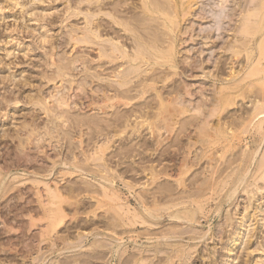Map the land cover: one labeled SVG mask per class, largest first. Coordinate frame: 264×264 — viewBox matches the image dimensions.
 <instances>
[{"label":"bare ground","instance_id":"6f19581e","mask_svg":"<svg viewBox=\"0 0 264 264\" xmlns=\"http://www.w3.org/2000/svg\"><path fill=\"white\" fill-rule=\"evenodd\" d=\"M46 1L13 2L21 9L30 5L20 14V28L46 16L49 9L37 5ZM68 4L61 24L84 19L82 27L65 25L62 47L74 54H44L43 66L55 68L38 79L0 74V83L12 82L21 94L31 88L24 96L28 113L19 109L11 121L8 117L16 127L0 134L9 160L0 162V201L33 184L38 206L33 212L47 224L37 245L49 242L50 253L88 251L86 263L94 253L101 264H195L198 258L223 264L216 247H209L217 237L228 253L237 248L240 255L253 253L248 252L253 236L244 240L241 232L249 213L237 226L232 207L243 193L246 213L253 208V217L264 221V201L257 203L264 198V0ZM50 30L40 38L53 45ZM15 52L6 55L16 57ZM79 64L83 75L77 80ZM44 81L55 90L65 82L77 93L45 95ZM128 131L132 138L121 140ZM87 200L96 211L108 207L106 213L88 221V213L80 212ZM70 207L85 214L74 216L67 228L77 234L73 244L67 235H53ZM33 212L31 224L38 220ZM40 248L21 264L46 262L50 254ZM0 264L12 263L0 259Z\"/></svg>","mask_w":264,"mask_h":264},{"label":"rangeland","instance_id":"374dc122","mask_svg":"<svg viewBox=\"0 0 264 264\" xmlns=\"http://www.w3.org/2000/svg\"><path fill=\"white\" fill-rule=\"evenodd\" d=\"M15 1L16 0H0V69H2V71H1L2 73H0V74H3L4 76H8L9 74H12L11 75L12 78L14 76L17 77L16 81L25 80V76H28L29 74L34 79H38V76L40 75V73L43 70L47 69L46 66L45 67L43 66L44 61L46 59L45 58L46 56L44 54L50 55V53H52L54 51L55 53L57 52L59 55V54H62L66 50H67L66 52L69 51V53L71 54V51L69 49L70 47H68V49H65L64 47H62L63 46L62 43H64V39L66 38V34L68 31V29L65 28V25L72 22V23H78L79 26L82 27V26H84V19H82L83 16L81 15V16L74 17V18L68 20L64 24H61V21L64 18V16L68 15V14H64L68 8V5H69L68 0H47L45 3H40V2L37 3V5H40L42 8L49 9V10H45L43 12V16L44 15H46V16L44 18L40 19L39 21L32 20V21L28 22L29 29L24 30L23 28H20L23 26V22L20 18V16H21L20 14L24 10L30 8V5L26 6L24 9L23 8L21 9L20 6L16 8L13 5V2H15ZM20 1L22 3H24V2H27L29 0H20ZM72 1H73V3L75 2V0H72ZM37 5H35V7H37ZM73 6H75V5L73 4ZM14 15H16L17 17H14ZM25 22H24V24H25ZM41 23H42V25H41L42 27L40 26ZM47 29H51L50 32L47 33V35L50 36L49 39H51L53 45L44 44V42H42V38H40L41 35L45 34V30H47ZM35 30H39L38 36H36L33 33H30V31H35ZM7 42H10V43L6 44ZM3 45H5V46L3 47ZM52 46H53V48H51ZM54 47H55V49H54ZM22 48L26 49V51L22 52L19 50ZM4 49H6V50H4ZM10 49L16 50V52H15L16 57L6 55L8 50H10ZM28 51H30V52L27 53ZM73 54H74V52L71 55H73ZM54 68L55 67L48 68L49 73H52ZM77 68H78V70L76 69L77 71L75 72V74H76V76L78 75L76 78L78 80L83 75V72H81L82 66L80 64L78 65ZM6 82L7 83H5V84L0 83V134L3 133L2 129H8V128L13 129L14 127H16V125L14 126V124H13L15 120H12V122H9L6 120L8 117L11 121V118H13L16 113L18 114L19 109H21L22 110L21 113L24 114V113H28V109L31 108V106L29 104H27V100L25 101V98H24V96L29 94L30 89H31L30 86H26V89L24 91H27V92L25 94H21L20 90H18L19 87L14 88V85H11L12 82H8V80H6ZM13 82L15 83V81H13ZM43 83L42 84L45 87L42 90L46 92L45 95L46 94L48 95L47 92L50 93V90L52 93H56V94L61 93V92L64 94H67V92H68V94H70L69 95L70 97H75V94L77 93V92L73 93V90H71L69 92L68 91L70 89L68 86L69 84H67L65 82L59 83L57 85L60 87V89L57 88V89H59L58 91H57V89L56 90L54 89V85H53L54 83H50L48 85L46 84L45 81ZM61 86H63V87H61ZM53 90H55V91H53ZM20 95H23V96L19 97ZM72 95H74V96H72ZM5 99L11 100V102L6 103ZM16 99H20L19 105H17V102L15 101ZM127 134H130V135H126V136L124 135L121 140H124L127 136H129V137H127L129 139H130V137L132 138V135H131V133H129V131L127 132ZM127 138L125 140H127ZM119 144H120V141H119ZM6 151H7V148L0 146V154L2 155L1 159H0L1 164H5L6 161H9L8 159L5 160L4 154ZM70 182H75V179L70 180ZM120 187L122 188L123 185H120ZM32 188H33V184L31 186L30 182L26 183V185L23 184L21 186L22 191L20 193L13 191L8 195V197H6L4 200L0 201V218H3L2 220L6 219L5 221H6V223H8L7 226L9 225L8 226L9 229L12 226H13L12 227L13 229L15 228L14 230H12L13 232L5 233V231L7 230L6 228H8V227L5 225V227H6L5 228L4 222L2 220H0V257H1L0 259H3V261L5 259H7L12 264H21V261L23 259L25 260V262L31 260V256L34 255L33 257H35L36 251L39 250L38 248L40 246H41L40 249L43 253L47 252L48 247H50V246H48L49 242H44L43 244H40V246L37 245L40 242V235L42 234V231H44L45 228H47V224H46V222H40L38 219V217H40V215H36L35 212H33V209L37 210L38 206H37V201L35 198L36 196L33 195L34 191ZM73 197H75V195H73ZM261 198H262V196H260V200L257 203L262 204V202L264 201V198H262V199ZM78 199H80V198H78ZM237 199H239L238 200L239 206L236 208L232 207V209H233L232 214L234 215V218H235L234 220L237 222V226H239L238 222H241L243 216L245 214L249 213L250 221L246 225H245V223H243V227H242L241 232H242V235H244L243 236L244 240H246V238H247L246 234L253 236V238L251 239L250 248L248 250V252H250V253L253 252V253H251L249 255L247 253L240 255V252H238L239 248H237V250L232 252V253H228L227 250L222 249L223 243L221 240L223 237H221V238L217 237V239L210 241L209 247L211 249H213L214 246L216 247V251L220 255L219 261L223 260L224 261L223 264H260L261 261L264 262V225L259 226L258 221H260V224H264V221L262 220V216L256 215V217H253V214L256 211L253 208L250 209L246 213L245 207L247 206V199L243 193L241 195H238ZM74 201L75 200H72V202H74ZM87 202H88L87 207L84 208L85 211H84V209H82L80 212L81 213H88L86 215L88 221L94 220V218L96 220L100 217L99 215H101V217H102V215H104L106 213L107 210L105 211V213H104V210L108 207H105V209H102L103 211L99 212L98 210L96 211L97 207H96V205H94V203H91L89 200H87ZM257 203L255 204V207L257 206ZM15 206H16V208H15ZM22 206H24V209ZM10 207H12V208H10ZM13 207H14V209H13ZM27 207H29L28 208L29 211L26 210ZM19 208H20V210H19ZM30 208L32 210H30ZM15 209H16V211H15ZM17 209H18V211H17ZM21 209H23V211ZM24 210L27 212H25ZM30 211L34 213L35 220L38 219L37 222L35 221L36 223H34V222H32V224L30 223L31 220L28 218ZM68 211L70 212V213H68L69 214L68 219H66L63 222L64 224L62 223L61 227H59L60 225L58 226L59 229H56L54 231V233H56V234L53 233V235L57 236L58 233H59V235H67V239H68L67 243L73 244V243H76V235L77 234L75 232L68 233L66 231L70 229L69 226L71 227L72 224H74V222H75L74 220L77 219L74 216H76V217L79 216L82 218V217H85V216H82L85 214L80 213V215H76L78 213L75 212L76 210L74 207H70L68 209ZM82 211H84V212H82ZM23 212H24V215H22ZM94 212H96V214ZM15 213H17V214H15ZM2 215H5V216H2ZM20 215H22V217ZM17 216H19V218ZM6 217L8 218V220ZM16 217H17V219H15ZM2 222H3V224H2ZM33 223L35 224V226L33 225ZM65 225H67V226H65ZM247 227L250 229H248ZM67 228H69V229H67ZM90 230L91 229L88 228V231H90ZM6 232H8V231H6ZM226 240L227 239L225 238L224 241H226ZM240 242L241 241H239L238 244H240ZM227 244L228 245L233 244V240H230ZM58 245L61 246L60 248H63L64 243L61 240H59ZM43 247H44V249H43ZM10 248L13 250L11 251ZM33 252L35 254H33ZM48 253L50 255L46 259V262L43 263L44 260H41L39 264H47L48 263L47 261H49V260L50 261L56 260L58 262L57 264H76L75 261H77L78 264H87L88 263V262L86 263V260L88 259V251H86V253H85V251H84V253H82V252H75V250H73V249H65L63 251H58V252H54V253L47 252L46 256L48 255ZM230 254H232L233 256L231 258L230 257L227 258V255L229 256ZM93 255H94V253L90 254L91 260L89 262L90 263L93 262L92 264H101L102 262H100L99 260L97 261L95 258H92ZM238 256H242V257L239 259H236V257H238ZM212 257H213V255H212ZM206 258H207V256H206ZM234 258H235V260H233ZM206 262H208L207 259H206V261H202L201 259L198 258L195 264H204ZM90 263H88V264H90Z\"/></svg>","mask_w":264,"mask_h":264}]
</instances>
